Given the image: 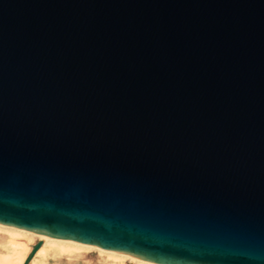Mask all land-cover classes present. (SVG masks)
<instances>
[{
    "label": "water",
    "instance_id": "obj_1",
    "mask_svg": "<svg viewBox=\"0 0 264 264\" xmlns=\"http://www.w3.org/2000/svg\"><path fill=\"white\" fill-rule=\"evenodd\" d=\"M0 224L264 264V0H0Z\"/></svg>",
    "mask_w": 264,
    "mask_h": 264
},
{
    "label": "bare ground",
    "instance_id": "obj_2",
    "mask_svg": "<svg viewBox=\"0 0 264 264\" xmlns=\"http://www.w3.org/2000/svg\"><path fill=\"white\" fill-rule=\"evenodd\" d=\"M0 234V264H24L34 247V243L32 245L34 239L41 243V247L29 264H50L48 258L54 261L53 264H57L63 257L71 258L83 251L98 253L102 258L101 264H122L124 261L130 264H156L134 256L35 234L2 224H0ZM39 258L42 260L38 263Z\"/></svg>",
    "mask_w": 264,
    "mask_h": 264
},
{
    "label": "rangeland",
    "instance_id": "obj_3",
    "mask_svg": "<svg viewBox=\"0 0 264 264\" xmlns=\"http://www.w3.org/2000/svg\"><path fill=\"white\" fill-rule=\"evenodd\" d=\"M1 235V234H0ZM34 243V245H33ZM38 243L37 239H34L32 242V245L35 246ZM42 260V258L38 259V263ZM102 258L101 256L92 251H83L77 254L76 256H73L71 258H65L63 257L60 262L57 264H101ZM48 262L50 264H53L54 261L50 258H48ZM128 261H124L122 264H130Z\"/></svg>",
    "mask_w": 264,
    "mask_h": 264
}]
</instances>
